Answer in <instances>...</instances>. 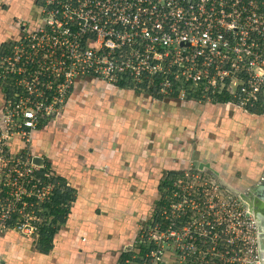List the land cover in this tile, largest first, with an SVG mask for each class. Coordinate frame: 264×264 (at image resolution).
Returning a JSON list of instances; mask_svg holds the SVG:
<instances>
[{
    "label": "built area",
    "instance_id": "2783aa9c",
    "mask_svg": "<svg viewBox=\"0 0 264 264\" xmlns=\"http://www.w3.org/2000/svg\"><path fill=\"white\" fill-rule=\"evenodd\" d=\"M34 25L0 47V132L29 135L75 97L132 94L150 103L264 112V0H34ZM34 156L0 140V238L36 240L54 184ZM10 165V167H9ZM52 171L44 176L50 178ZM152 253L145 264L161 259ZM132 262H130L131 264Z\"/></svg>",
    "mask_w": 264,
    "mask_h": 264
},
{
    "label": "rangeland",
    "instance_id": "374dc122",
    "mask_svg": "<svg viewBox=\"0 0 264 264\" xmlns=\"http://www.w3.org/2000/svg\"><path fill=\"white\" fill-rule=\"evenodd\" d=\"M116 97L108 90L75 97L61 117L45 120L34 133L18 135L11 125L10 138L0 132L1 143L9 141L13 154L42 157L50 171L75 186L96 190L99 209L117 205L121 227L136 237L147 228L144 236L163 248L154 263L188 264L178 253L184 245V255L194 254L193 264H264V115L225 105L115 103ZM9 125L0 113V131ZM169 171L181 172L173 197L192 193L197 200L192 207L175 202L170 219L189 209L195 223L212 213L221 231L195 224L200 240L194 243L183 242L174 229L166 234L160 225L151 227ZM137 238L127 250L139 253Z\"/></svg>",
    "mask_w": 264,
    "mask_h": 264
},
{
    "label": "crops",
    "instance_id": "0c3cea01",
    "mask_svg": "<svg viewBox=\"0 0 264 264\" xmlns=\"http://www.w3.org/2000/svg\"><path fill=\"white\" fill-rule=\"evenodd\" d=\"M38 12L34 0H0V47L6 41L19 38L18 20L34 25ZM114 94L118 96L114 98L115 103H150L132 94ZM173 103L176 102L163 104ZM181 105L198 107L193 103ZM70 185L77 189V200L67 222L55 236L53 250L48 254L41 253L36 249L35 239L10 230L0 238V264H119L121 254L133 246L139 231L136 237L135 231L121 227L117 205L106 212L99 209L102 203L96 190L89 187L90 190H86L82 183ZM107 212L114 218L107 216Z\"/></svg>",
    "mask_w": 264,
    "mask_h": 264
},
{
    "label": "trees",
    "instance_id": "16d2710c",
    "mask_svg": "<svg viewBox=\"0 0 264 264\" xmlns=\"http://www.w3.org/2000/svg\"><path fill=\"white\" fill-rule=\"evenodd\" d=\"M47 171H50V163H46L45 168L38 170L36 173L37 176L54 184L50 196L46 199L45 203L41 205L43 212H39V214L43 216V221L38 225L35 246L39 252L44 254H48L53 250L55 236L59 232L61 227L67 222L71 213L72 205L77 200V189L71 186L64 176L58 175L53 172L50 178H46L44 174ZM180 173V171H169L166 178L162 181L160 188V190H162L161 199L156 203V209L151 221V227L156 228V226L160 225L162 230L161 232H166V234H171L172 231L170 229H174L175 231L180 232L178 233V236L183 242L193 241L194 243H198L200 240V236L197 233L195 224H201L206 232L210 231L213 234L216 231L219 232V229L221 231L220 226L223 225L222 223H215L212 213L210 215H207V217L205 215L203 221L198 220V222L194 223V220L189 219L190 215L193 213L189 209L183 215L182 213L177 212L176 216L178 217L174 220L170 219L171 217L174 218L175 212L172 213L171 209L173 204H176L175 202L184 200L187 207H192V204L196 206V203L194 201L197 200L192 193V195H187L186 198H179L177 196L173 197V193L176 190V186L174 184L176 182L178 174ZM188 191L189 189H187V192ZM190 223L191 226L188 227ZM217 224L219 226H217ZM186 230H188L189 233L187 234V236H184ZM145 234H149L147 228H144L139 232L140 244L137 245L139 253H136V251L133 250L123 252L120 256L119 264H130L131 261L145 264L146 261H151L152 253L159 250L163 251L161 245H159L153 238L144 236ZM141 235L142 237H140ZM171 236L173 237V235ZM146 242L148 243V245H145ZM181 246L184 248V245ZM222 246H218L219 250L225 251V247ZM182 247L178 252L181 256V259L188 264H193L194 254L184 255ZM230 247L235 248V244L231 245ZM207 248L208 247H206V249ZM236 248H239L238 245ZM135 256L137 257L134 258ZM140 256L145 257V261L143 259H140ZM216 264H229V262L226 263V261H221Z\"/></svg>",
    "mask_w": 264,
    "mask_h": 264
},
{
    "label": "water",
    "instance_id": "95a60500",
    "mask_svg": "<svg viewBox=\"0 0 264 264\" xmlns=\"http://www.w3.org/2000/svg\"><path fill=\"white\" fill-rule=\"evenodd\" d=\"M263 114H264V112H263ZM33 162L35 164H38V165H41V166L45 164L44 159L42 157H37V156L33 157Z\"/></svg>",
    "mask_w": 264,
    "mask_h": 264
},
{
    "label": "bare ground",
    "instance_id": "6f19581e",
    "mask_svg": "<svg viewBox=\"0 0 264 264\" xmlns=\"http://www.w3.org/2000/svg\"><path fill=\"white\" fill-rule=\"evenodd\" d=\"M38 157V156H37Z\"/></svg>",
    "mask_w": 264,
    "mask_h": 264
}]
</instances>
